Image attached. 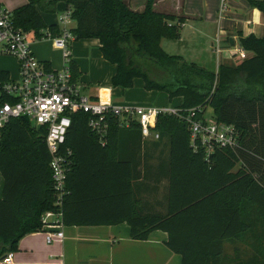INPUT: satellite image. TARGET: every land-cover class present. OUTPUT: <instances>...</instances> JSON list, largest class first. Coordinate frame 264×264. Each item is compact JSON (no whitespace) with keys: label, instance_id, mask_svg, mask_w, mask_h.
<instances>
[{"label":"trees","instance_id":"obj_1","mask_svg":"<svg viewBox=\"0 0 264 264\" xmlns=\"http://www.w3.org/2000/svg\"><path fill=\"white\" fill-rule=\"evenodd\" d=\"M61 1L73 8L76 38L98 39L103 57L116 66L114 86L131 88L141 78L147 90L181 97L183 107L210 105L218 121L239 133L235 148L216 147L208 156L192 147L185 121L160 115L156 145L164 138L170 144L161 168L168 181L166 212H146L136 193L140 161L128 159L122 143L128 130L142 135L139 125H113L103 144L88 126V113H73L66 145L74 165L63 196L64 223L128 222L131 237L141 240L165 231L166 245L180 254L181 264H223L225 242L247 234L258 239L264 233V37L241 35L239 44L251 54L216 71L165 51L162 38H178L185 17L155 11V0H147L142 11L125 0H27L12 10L14 22L57 33L58 25L47 24L42 14L54 13ZM249 1L264 11V0ZM72 69L77 78L75 63ZM46 133L27 117L12 119L0 132V260L25 234L42 229V214L56 207Z\"/></svg>","mask_w":264,"mask_h":264},{"label":"crops","instance_id":"obj_2","mask_svg":"<svg viewBox=\"0 0 264 264\" xmlns=\"http://www.w3.org/2000/svg\"><path fill=\"white\" fill-rule=\"evenodd\" d=\"M125 1L132 9L142 11L147 0ZM227 1L232 6V10L229 3L228 6L226 5ZM26 2L27 0H19L16 4H13V8L24 5ZM67 7L64 1L59 2L56 9L59 12L58 18L49 24L56 23L59 27V18ZM153 7L158 12L172 14L176 17H185L180 36L176 39L162 38L161 46L164 48L166 39L177 42L184 49H187L189 55H194V58L188 61H196L216 71L221 63L237 64L239 62H235L233 56L236 55L235 49L240 45L239 38L241 35L247 36L254 33L259 37H264V11L252 5L249 0H155ZM45 14L51 13L44 12L42 14L44 20ZM71 26L72 29L76 26L75 20H73ZM30 38L35 55L52 68V54L42 44V41H52L57 47L55 42L51 39L36 38V36H31ZM82 39L84 44L77 45L76 41L78 39L76 38L74 40L76 43L73 41L71 45L72 63H75L79 68L80 74L77 78L78 83L82 87V92L91 96L94 100L105 103L147 105L144 104L146 98L117 102L118 100L114 99L113 95L116 93L114 88L118 86L114 87L112 83L115 73L110 74L108 77H100L101 80H95L97 84L87 86L85 79L88 80V66L87 61L82 56L87 53V47L90 42H97L100 50V42L98 39L93 38ZM225 41H227V46H222ZM170 46L172 47V45ZM83 48H85L84 51ZM166 52L169 54L174 53L168 50ZM101 56L103 60H106L102 52ZM183 57L185 58V56ZM211 61H213V64H208ZM214 61H216L215 64ZM64 64L65 61L63 66ZM0 71L8 73L7 78L3 79L19 78V62L17 58L11 55H0ZM83 73L86 74L83 75ZM157 101L158 97L157 99L154 98L151 93L146 102L157 103ZM181 103L182 98L179 97L177 105ZM155 106L165 105L159 104ZM127 133L129 134L127 137L122 135L125 155L128 159L140 161L138 169L142 177L136 185V193L140 198V204L146 212L161 211L165 213L168 181L166 178H161V168L169 160V141L164 138L157 146L155 140L143 138L138 129L128 130ZM150 175H153V177L150 178ZM146 184L150 187L146 186ZM162 184L165 185L166 190L163 194V199H157L155 194L159 191V187ZM3 186L4 178L0 172V197L2 196ZM151 196L154 198L153 201ZM59 229L64 232V238L62 240L55 239L51 242L46 239V233L49 230L47 227L25 234L18 241L16 248L10 251L14 253V261L11 264L182 263L180 254L173 252L166 245L168 233L162 230H154L148 239L141 240L131 237V228L128 222L110 225L64 224Z\"/></svg>","mask_w":264,"mask_h":264},{"label":"built area","instance_id":"obj_3","mask_svg":"<svg viewBox=\"0 0 264 264\" xmlns=\"http://www.w3.org/2000/svg\"><path fill=\"white\" fill-rule=\"evenodd\" d=\"M224 1V0H223ZM73 8L67 7L59 18L58 32L53 33L47 26L37 32L25 30L14 22L13 12L0 5V55H11L19 62V78H0V132L9 122L18 117H27L32 125L47 129L45 142L50 153L55 208L42 214L43 227H47L46 239L51 242L62 240L64 232L63 196L66 193L68 175L74 160L73 150L66 145L68 129L72 124V114L78 111L88 113V126L98 135L101 143L107 142L113 125L128 128L137 123L145 139L158 140L156 130L158 117L169 114L187 123L191 145L195 150L205 149L209 156L216 147L235 148L238 130L230 123L206 117L204 108L155 106L140 104L105 103L92 99L82 92L78 78L72 69V42L76 35L72 30ZM31 36L51 39L64 51L65 64L61 69L50 68L34 53ZM241 59L248 52L239 45L235 49ZM14 253L1 258V264H11Z\"/></svg>","mask_w":264,"mask_h":264},{"label":"rangeland","instance_id":"obj_4","mask_svg":"<svg viewBox=\"0 0 264 264\" xmlns=\"http://www.w3.org/2000/svg\"><path fill=\"white\" fill-rule=\"evenodd\" d=\"M19 0H1V5L5 7L6 9L12 11L13 4H16ZM228 1L226 2V5L228 6ZM230 6V3H229ZM232 10V6H230ZM225 14V13H224ZM59 12L58 10L51 14H45L44 18L46 22L49 24L51 21L56 20L58 18ZM226 16V15H225ZM43 45L47 47V49L52 54V68L53 69H61L63 66V63L65 61L64 57V51L60 47H56L52 41L50 42H44L42 41ZM77 45L84 44V40L82 38L78 39ZM74 41V43H76ZM229 43V42H228ZM172 45V47L170 46ZM227 46V41L223 43L222 46ZM97 42H90L88 45L87 53H84L82 57L85 58V61H87V78L85 79L87 82V86H91L94 84H97L95 80H101L100 77L109 76L110 74L115 73V65H113L111 62L103 60L101 56V52L98 48ZM165 50L169 52L171 55L175 54H183L185 56V59L192 60L194 58V55H189V52L187 49H184L183 46L180 44H177V42H172V40H165L164 43ZM85 48H83L84 51ZM191 52V51H190ZM251 53L248 52V55ZM216 58V55H215ZM235 62L241 61L242 59L238 55L233 56ZM195 60V59H193ZM104 61V62H101ZM209 62V61H207ZM216 61H214L215 64ZM208 64H213V61H211ZM86 73H83V75ZM80 80V79H79ZM91 80V81H90ZM84 82V81H82ZM115 87V86H114ZM115 95L114 99H117V102H126L128 100H134V99H145L144 104L150 103L154 105L163 104L165 106H172L177 105L179 102V97L170 98L169 94L165 91L160 90H147L143 85V80L141 78H137L135 80V84L133 87L129 89H123L122 87L118 86L114 88ZM151 93L154 95V98L157 99V103L152 102H146L147 98L151 95ZM157 96V97H156ZM137 103V102H136ZM149 104V105H150ZM204 114L206 117H215L214 116V110L209 105L206 108H204ZM145 177H147L145 175ZM153 175H150V178H152ZM148 178V177H147ZM142 183H144L143 180H141ZM146 186L150 187L148 184ZM166 190V187L164 184H162L159 187V191L155 194L157 196V199H163V194ZM152 201L154 198L151 196ZM156 199V198H155ZM178 254V253H177ZM223 264H253L255 263H262L264 264V233L259 236L258 239H254L249 234L247 236H242L239 240L233 241V242H225L224 244V253H223Z\"/></svg>","mask_w":264,"mask_h":264}]
</instances>
